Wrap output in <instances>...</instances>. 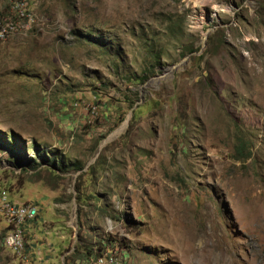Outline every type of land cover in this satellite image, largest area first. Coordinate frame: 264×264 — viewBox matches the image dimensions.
<instances>
[{"label":"rangeland","instance_id":"obj_1","mask_svg":"<svg viewBox=\"0 0 264 264\" xmlns=\"http://www.w3.org/2000/svg\"><path fill=\"white\" fill-rule=\"evenodd\" d=\"M0 26V196L38 209L0 264H264V0H0Z\"/></svg>","mask_w":264,"mask_h":264},{"label":"built area","instance_id":"obj_2","mask_svg":"<svg viewBox=\"0 0 264 264\" xmlns=\"http://www.w3.org/2000/svg\"><path fill=\"white\" fill-rule=\"evenodd\" d=\"M15 7L19 17L27 15L24 1L16 3ZM7 26L10 29L14 28L9 23ZM5 28L7 30V27ZM5 28L0 26V36L4 35ZM0 214L6 225V230L0 240L1 245L20 259L28 261L25 227L38 214L37 205L27 201H13L3 191L0 196ZM123 258L125 256L117 248H108L96 257L87 259V264H124Z\"/></svg>","mask_w":264,"mask_h":264},{"label":"crops","instance_id":"obj_3","mask_svg":"<svg viewBox=\"0 0 264 264\" xmlns=\"http://www.w3.org/2000/svg\"><path fill=\"white\" fill-rule=\"evenodd\" d=\"M28 225H29V224H27L25 228H27ZM0 247L3 248V246L1 245V242H0ZM3 249H4V248H3ZM27 249H28V251L30 252V259H31V261H32V258L35 257V256H34L35 254L31 251L30 248H27ZM29 249H30V250H29ZM33 254H34V255H33ZM11 255H12V254H11ZM12 256H13V255H12ZM80 264H87V259H86L85 261L83 260L82 263H80Z\"/></svg>","mask_w":264,"mask_h":264},{"label":"bare ground","instance_id":"obj_4","mask_svg":"<svg viewBox=\"0 0 264 264\" xmlns=\"http://www.w3.org/2000/svg\"><path fill=\"white\" fill-rule=\"evenodd\" d=\"M197 1H202V0H197Z\"/></svg>","mask_w":264,"mask_h":264}]
</instances>
